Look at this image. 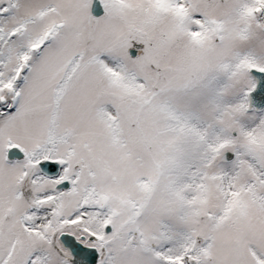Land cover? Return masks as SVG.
Here are the masks:
<instances>
[{
    "label": "snow or ice",
    "instance_id": "6c2138e0",
    "mask_svg": "<svg viewBox=\"0 0 264 264\" xmlns=\"http://www.w3.org/2000/svg\"><path fill=\"white\" fill-rule=\"evenodd\" d=\"M0 264H264V0H0Z\"/></svg>",
    "mask_w": 264,
    "mask_h": 264
}]
</instances>
